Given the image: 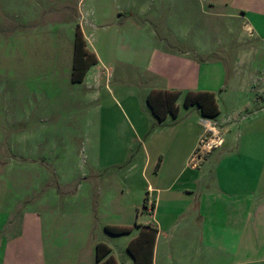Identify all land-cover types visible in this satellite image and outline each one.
Listing matches in <instances>:
<instances>
[{"label":"rangeland","instance_id":"obj_1","mask_svg":"<svg viewBox=\"0 0 264 264\" xmlns=\"http://www.w3.org/2000/svg\"><path fill=\"white\" fill-rule=\"evenodd\" d=\"M250 5L0 0V264H97L96 241L109 243L122 260L126 235L105 226L137 222L158 225V264H223L217 249L201 246L195 210L177 218L162 206L154 212L144 206L145 197L156 200L157 192L148 193L154 171L144 172L143 133L132 110L147 111L150 132L162 130L147 89L164 84L165 74H184L181 62L164 56L196 46L222 59L228 85L254 82L259 91L264 17H243L241 8ZM250 22L259 31L249 29ZM78 29L108 66L94 70L99 81H72ZM251 114L240 110L232 123ZM193 115L196 128L200 116L197 110ZM237 126L224 134L228 144L235 142ZM262 210L248 219L242 264H264ZM190 221L196 225L188 228Z\"/></svg>","mask_w":264,"mask_h":264},{"label":"crops","instance_id":"obj_2","mask_svg":"<svg viewBox=\"0 0 264 264\" xmlns=\"http://www.w3.org/2000/svg\"><path fill=\"white\" fill-rule=\"evenodd\" d=\"M241 9L243 17L262 18L264 0H251L249 9ZM248 28L259 31L254 29L251 22ZM186 50L178 49L164 56L167 62H181L184 74L172 77L165 74V77L162 76L164 84H152L147 89V95L158 89L180 91L181 95L177 100L178 115L169 113L163 121L158 119L162 130L150 132L147 111L144 110V114L140 110H132L138 122V131L143 133L141 142L145 150L144 172L154 171L152 179H147L150 180L147 188L148 193L157 192V199L152 200L148 195L149 204L152 212L162 206L167 214L178 213L177 218L180 214L195 210L200 218L195 225L200 228L201 246L217 249L224 256L223 264H242L241 243L247 232L244 230L248 227V219L263 212L264 208V96L261 95L264 92V81L259 91L254 82L239 84L236 80L230 86L227 84L228 71L222 59L211 57L209 51L199 46L190 48V52ZM97 58L98 61L88 69L83 81L89 77L99 81L100 76L94 70L98 67L108 69L102 57L97 54ZM110 78L111 74L108 73L106 86L112 90L108 85ZM189 91L214 92L219 114L206 117L198 105L186 106L184 100ZM193 110H197L200 116L198 128L194 126L196 120ZM240 110L253 111V114L243 117L240 124L232 123ZM202 119H209L221 126L223 136L238 125L235 142L228 144L224 137L221 147L196 158L195 152L205 131ZM242 127L248 129V134L244 133ZM243 136H246L245 140ZM151 147H154V153L151 152ZM147 224L158 228L153 253V264H158L160 229L153 223L138 222L127 226L131 227L130 232L119 234L121 237L126 235L123 239L128 256L120 260L114 248L107 243L118 264H134L128 245ZM191 225H194L191 221L186 223L188 228ZM219 230L225 232L219 233ZM98 242L100 241H96L95 245ZM187 242L191 241L187 239L184 244ZM33 246L31 244L32 248ZM96 262L98 264L97 259Z\"/></svg>","mask_w":264,"mask_h":264},{"label":"trees","instance_id":"obj_3","mask_svg":"<svg viewBox=\"0 0 264 264\" xmlns=\"http://www.w3.org/2000/svg\"><path fill=\"white\" fill-rule=\"evenodd\" d=\"M97 61V55L87 48L86 40L78 29L74 46L72 81H83L88 69ZM180 95L181 92L178 90H152L147 96V102L157 118L163 121L169 113L173 116L178 115L177 100ZM184 104L186 106L198 105L206 117H215L220 112L215 93L211 91H189L186 93ZM148 203L149 198L146 196L144 206L147 207ZM105 228L115 235L131 231V227L127 226L106 225ZM157 232V227L147 224L141 233L131 240L128 250L134 258V264H153ZM96 259L98 264H118L116 257L112 254V248L102 241L96 245Z\"/></svg>","mask_w":264,"mask_h":264},{"label":"built area","instance_id":"obj_4","mask_svg":"<svg viewBox=\"0 0 264 264\" xmlns=\"http://www.w3.org/2000/svg\"><path fill=\"white\" fill-rule=\"evenodd\" d=\"M201 123L204 126L205 131L200 138L196 149V158H201L224 144V136L221 126L209 119H202Z\"/></svg>","mask_w":264,"mask_h":264}]
</instances>
